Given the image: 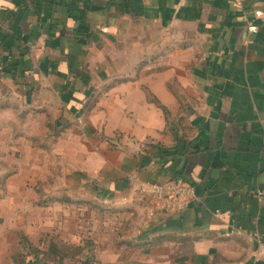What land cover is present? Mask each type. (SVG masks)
<instances>
[{"label": "crops", "instance_id": "crops-1", "mask_svg": "<svg viewBox=\"0 0 264 264\" xmlns=\"http://www.w3.org/2000/svg\"><path fill=\"white\" fill-rule=\"evenodd\" d=\"M0 161L42 245L264 264V0H0ZM174 177L197 200L150 214L137 187Z\"/></svg>", "mask_w": 264, "mask_h": 264}, {"label": "rangeland", "instance_id": "rangeland-1", "mask_svg": "<svg viewBox=\"0 0 264 264\" xmlns=\"http://www.w3.org/2000/svg\"><path fill=\"white\" fill-rule=\"evenodd\" d=\"M40 131V133H47V129L42 126L41 130L38 129L37 132ZM116 143H118L117 140H114ZM12 157V156H11ZM39 159L37 163L44 164L42 171L47 170L50 168L49 163L46 162V159H49L48 156L41 155L38 156ZM16 164L18 165V162L13 160L12 165ZM27 166L30 164V162L25 163ZM1 165V161H0ZM15 166V167H16ZM1 168V167H0ZM42 176V175H41ZM46 178L48 179L50 176L43 175L42 177H37V180L39 178ZM23 180H27L28 182H31V185L35 184V178L33 177H25ZM13 184H17L16 179L11 180ZM21 181V180H20ZM19 181V182H20ZM7 182V181H6ZM3 182V178L0 177V264H30L31 262H37L35 259L37 257L36 252H34L37 248H42V243L40 244L38 238L40 236V231H46L47 229L42 230V228L38 229L37 225H34L33 220L35 219V210L34 209H25V211L20 209V211L17 213V209H14V214H11L13 212V209L9 208V205L11 204L8 202V193L5 192V186ZM34 188H26L22 191V194H20V197L22 195V198H29L30 202H33V200L38 197ZM20 197L18 195H13L12 199L13 201L17 202V199ZM27 201V200H26ZM36 202V200H34ZM38 211V210H37ZM26 213L25 220H27V223H24V217L23 215ZM13 218V222H10L9 217ZM19 219L20 224H17V220ZM23 222V223H21ZM27 232V233H26ZM48 241L44 242V247H46V244ZM69 243V242H68ZM73 244L74 248H79L78 244L76 243H69ZM41 245V246H40ZM80 245V244H79ZM81 246V245H80ZM70 259V258H68ZM33 260V261H32ZM48 264H54L52 262H48Z\"/></svg>", "mask_w": 264, "mask_h": 264}, {"label": "built area", "instance_id": "built-area-1", "mask_svg": "<svg viewBox=\"0 0 264 264\" xmlns=\"http://www.w3.org/2000/svg\"><path fill=\"white\" fill-rule=\"evenodd\" d=\"M249 30L253 31L254 26H249ZM136 191L138 201L149 209L150 214L157 210L182 211L198 198L194 185L177 177L143 182ZM253 194L259 200L264 199V186L255 188Z\"/></svg>", "mask_w": 264, "mask_h": 264}, {"label": "trees", "instance_id": "trees-1", "mask_svg": "<svg viewBox=\"0 0 264 264\" xmlns=\"http://www.w3.org/2000/svg\"><path fill=\"white\" fill-rule=\"evenodd\" d=\"M78 247L74 248L73 244L52 237L48 239L46 247L43 245L42 248H37L34 251L37 254L35 258L37 262L34 261L30 264H48V262L54 264H91L92 260L85 256L87 245L80 246L78 244Z\"/></svg>", "mask_w": 264, "mask_h": 264}]
</instances>
